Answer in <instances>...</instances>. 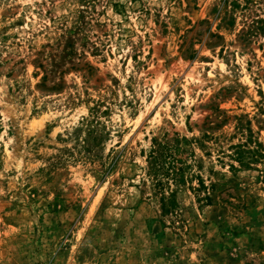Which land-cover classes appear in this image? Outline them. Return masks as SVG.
<instances>
[{"label":"rangeland","instance_id":"obj_1","mask_svg":"<svg viewBox=\"0 0 264 264\" xmlns=\"http://www.w3.org/2000/svg\"><path fill=\"white\" fill-rule=\"evenodd\" d=\"M0 264H264V0H0Z\"/></svg>","mask_w":264,"mask_h":264},{"label":"trees","instance_id":"obj_2","mask_svg":"<svg viewBox=\"0 0 264 264\" xmlns=\"http://www.w3.org/2000/svg\"><path fill=\"white\" fill-rule=\"evenodd\" d=\"M206 199L208 200V202H210L212 200L209 195L206 196Z\"/></svg>","mask_w":264,"mask_h":264}]
</instances>
